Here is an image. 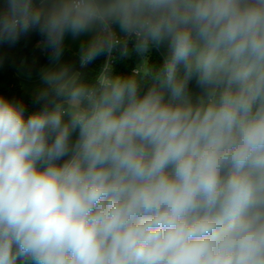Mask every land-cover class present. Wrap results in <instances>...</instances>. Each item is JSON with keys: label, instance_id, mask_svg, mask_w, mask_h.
I'll return each mask as SVG.
<instances>
[{"label": "clouds", "instance_id": "obj_1", "mask_svg": "<svg viewBox=\"0 0 264 264\" xmlns=\"http://www.w3.org/2000/svg\"><path fill=\"white\" fill-rule=\"evenodd\" d=\"M32 31L43 107L0 96V264H264V0H3L0 44ZM88 33L92 80L59 63ZM130 38L162 64L113 74Z\"/></svg>", "mask_w": 264, "mask_h": 264}, {"label": "trees", "instance_id": "obj_2", "mask_svg": "<svg viewBox=\"0 0 264 264\" xmlns=\"http://www.w3.org/2000/svg\"><path fill=\"white\" fill-rule=\"evenodd\" d=\"M3 0H0V4ZM37 6L40 4V0H34ZM44 37L39 34L38 31H34L32 35L24 42L20 43V46L24 50L20 54H15L4 44H0V56L4 64V73L0 76V96H4L13 101L22 102L25 106V114L28 115L33 111H39L43 107V101H37L35 97L27 93L20 81L17 78V70L23 63H27L31 55L35 52L38 45L43 41ZM126 56L120 54L117 55L116 61L112 65L113 74H119L122 76L130 75L134 69H136L141 62L147 58V62L150 66L159 67L162 64L164 57L167 54L166 45L160 47L151 46L149 52L141 55L135 50H131ZM50 52H46V60H49ZM107 57L102 55L89 65L80 68L79 73L82 74L85 80H92L100 72L103 65L106 62ZM148 85L143 86L142 91L147 90ZM193 92H198V88L195 81H192L189 85ZM75 133L73 138H75ZM20 264V261H17Z\"/></svg>", "mask_w": 264, "mask_h": 264}, {"label": "crops", "instance_id": "obj_3", "mask_svg": "<svg viewBox=\"0 0 264 264\" xmlns=\"http://www.w3.org/2000/svg\"><path fill=\"white\" fill-rule=\"evenodd\" d=\"M39 6V5H38ZM115 31L118 34V26H114ZM118 28V29H117ZM34 31L29 34L22 36L20 40L14 44L9 45L4 43V45L9 48L15 54H20L24 48L20 46V43L26 41ZM91 38V33L83 34L77 38H73L70 34H67L64 41V51L60 58L61 65H68L73 71H80V47L82 43L87 42ZM47 50L43 47L41 42L35 52L31 55L27 63H23L17 70V78L20 81L23 89L32 95L37 97L38 92L45 87L43 81L41 80V69L50 66L49 60H46ZM4 73V64L0 56V76Z\"/></svg>", "mask_w": 264, "mask_h": 264}, {"label": "built area", "instance_id": "obj_4", "mask_svg": "<svg viewBox=\"0 0 264 264\" xmlns=\"http://www.w3.org/2000/svg\"><path fill=\"white\" fill-rule=\"evenodd\" d=\"M118 34V33H117ZM120 35V34H118ZM134 44H135V41H134V38H130L129 39V43H128V53H131L130 51L131 50H135L134 48ZM119 53V50H114L113 54H112V61H111V65L114 64V62L116 61V58H117V55ZM107 60V59H106Z\"/></svg>", "mask_w": 264, "mask_h": 264}, {"label": "rangeland", "instance_id": "obj_5", "mask_svg": "<svg viewBox=\"0 0 264 264\" xmlns=\"http://www.w3.org/2000/svg\"><path fill=\"white\" fill-rule=\"evenodd\" d=\"M116 29V28H115ZM118 29V28H117ZM117 32V31H116ZM118 32L120 33V30L118 29ZM120 35H122V33H120Z\"/></svg>", "mask_w": 264, "mask_h": 264}, {"label": "water", "instance_id": "obj_6", "mask_svg": "<svg viewBox=\"0 0 264 264\" xmlns=\"http://www.w3.org/2000/svg\"><path fill=\"white\" fill-rule=\"evenodd\" d=\"M26 115V114H25ZM27 116V115H26Z\"/></svg>", "mask_w": 264, "mask_h": 264}]
</instances>
